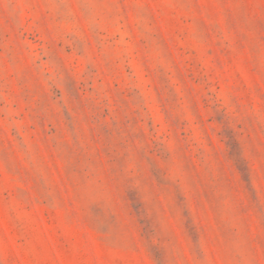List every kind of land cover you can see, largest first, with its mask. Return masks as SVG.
Returning a JSON list of instances; mask_svg holds the SVG:
<instances>
[{"label": "rangeland", "instance_id": "rangeland-1", "mask_svg": "<svg viewBox=\"0 0 264 264\" xmlns=\"http://www.w3.org/2000/svg\"><path fill=\"white\" fill-rule=\"evenodd\" d=\"M0 264H264V0H0Z\"/></svg>", "mask_w": 264, "mask_h": 264}]
</instances>
